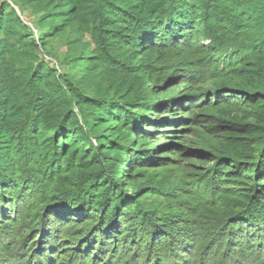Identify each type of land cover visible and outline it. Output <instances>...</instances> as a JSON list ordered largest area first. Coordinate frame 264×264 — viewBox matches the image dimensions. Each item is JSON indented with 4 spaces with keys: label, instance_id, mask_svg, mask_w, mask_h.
Returning a JSON list of instances; mask_svg holds the SVG:
<instances>
[{
    "label": "trees",
    "instance_id": "trees-1",
    "mask_svg": "<svg viewBox=\"0 0 264 264\" xmlns=\"http://www.w3.org/2000/svg\"><path fill=\"white\" fill-rule=\"evenodd\" d=\"M39 1L54 5L56 12L68 11L77 20L88 18L100 51L89 58L101 62L103 73L141 74L146 87L142 93L136 90L134 96L122 99L101 93V89L93 96L85 95L70 81L67 90L72 100L81 106L83 96L88 98L85 104H97L102 111L79 127L72 123L75 110L61 112L56 102L49 115L63 131L55 133L46 125L41 127L35 110L44 107L39 86L44 76L39 77L36 68L29 71L31 77L21 78L14 71V61L0 57V85H7L6 90L16 86L18 78L36 86L31 93L33 103L15 100L1 127L0 244L5 247L4 230L8 233L9 226L21 225L14 244L6 242L14 247L21 241L11 264H32L27 263V256L32 257L40 247L52 251L51 256L33 264H61L68 252L76 255L70 264H110L112 259L115 264H153L149 251L168 257V230L172 244L180 245L177 249L182 251L194 235L213 241L222 228L229 230L222 236L228 242L223 256L237 258L228 239L231 234L234 237L236 218L255 224L256 218L264 221V0H225L229 12L223 11L228 19L222 15L216 21L209 9L214 1L223 0ZM231 3L236 6L229 7ZM2 16L0 11V31ZM110 26L117 29L108 31ZM16 43L10 42L8 47L15 49ZM122 85L117 91L124 90L126 83ZM7 92L15 96L13 90ZM207 109L218 114L212 127L204 125L209 117L203 121L199 116ZM19 125L22 130L18 132ZM45 130L48 134L53 131L52 146L47 149L35 141ZM186 133L190 136L182 142ZM84 141H88L86 151L90 153L76 154L84 148ZM119 150L140 152L145 159L161 150L180 156L177 161H198L208 173L202 183L208 180L211 187L200 192L196 217L186 218L191 210L179 198L163 199L165 184L139 191L119 188L113 165ZM104 158L112 160L111 165L101 163ZM236 182L241 188L238 196L246 200L243 204L214 202ZM247 225L246 232L253 230V224ZM256 230L251 239L257 247ZM43 237L48 239L46 247ZM135 243L146 248L144 261ZM215 244L206 246L201 264H210ZM0 264L8 262L0 259Z\"/></svg>",
    "mask_w": 264,
    "mask_h": 264
},
{
    "label": "rangeland",
    "instance_id": "rangeland-1",
    "mask_svg": "<svg viewBox=\"0 0 264 264\" xmlns=\"http://www.w3.org/2000/svg\"><path fill=\"white\" fill-rule=\"evenodd\" d=\"M89 2H91V0H89L88 3ZM213 3L214 5L209 9L210 14L215 16L213 21H216V18L220 19L222 15H225L228 19V13L223 11L227 9L225 6L227 2L223 0L221 2L214 1ZM235 6L236 4L231 3L229 7L232 8ZM251 9L253 8L251 7ZM227 10L229 12V9ZM0 11L3 12L0 43H2L1 50H3L1 53H4L3 55L0 53V57L6 56L9 61L12 59L15 63L14 71L17 72V75L21 76V78L31 77L29 71L36 68L38 69V76H44L42 77L44 78V82H41L39 85L42 86V95L45 97V100L42 101L40 105H42V107L44 105V107L43 110L38 107L35 108L41 117L43 123L41 127L43 129L47 126L48 129H53L55 133L63 131L60 128L61 126L55 125V122L51 120L53 116L49 115V112L54 109V103L56 102L58 103L57 109L61 112L68 108L75 110V119L72 120V123H76V126L79 127L84 125L88 117L90 118L91 115L93 116L99 111H102V107L97 104V106L94 104H85V99L88 98H84L83 96L79 98L80 101L83 102L81 106L72 100L69 94L70 90H67V87L70 86L69 83L71 84L70 81H73L71 86L75 89H80L85 95L87 94L89 96H93L96 90L101 89V93L106 91L107 95L117 98H121L120 96H122L124 97L122 99H127V97L134 96L136 94L135 92L139 91L142 93L145 90L146 86L141 78V74L118 75L116 72L110 70L103 73L100 68L101 62L89 58L90 55H94L100 51H98L97 44L90 33V27L87 25L88 18L77 20L74 16L69 15L68 11L61 10V12H56L54 5H47L46 1L40 2L39 0H0ZM108 29V31H112L117 28H115V26H110ZM15 41H17L15 49L8 47V43H13ZM50 70L53 71L52 74L48 72ZM21 78H18L16 81V86L7 88V90L5 88L7 85H0V136L2 131L1 127L5 126V117L13 109L9 106H11L15 100H22L24 103L29 102L30 105L33 103L31 93L33 89L36 88L34 85L35 82L32 84L24 83V80ZM208 81H210V79ZM120 83L121 85L126 83L122 92L116 89L120 86ZM162 83H164V81ZM175 85H177V83L173 86ZM10 90L14 91V97L12 94H7V91ZM6 102L10 104H4ZM106 106V109L110 111L114 110L111 108L112 106ZM13 114L14 112L11 116H13ZM194 114L196 115L198 112L195 111ZM199 116L203 121L206 117H209L205 120L204 125L212 127L214 122H217L216 118L218 114L212 109H207L206 112L199 114ZM21 127L22 126L19 125L16 128L18 132L22 130ZM207 127H203V130L206 131ZM53 131L51 134H48L50 131L45 130L40 138L35 139V141L41 143L43 149L51 148ZM40 132H42V130ZM201 132V130L198 131L199 134H201ZM189 136L190 135L186 133L181 141L185 142V138ZM192 136L190 138H193ZM87 143L88 141H84V148L76 154L84 156V152L86 154L90 153V151H86L88 146ZM146 144V147H148L149 143ZM95 147L96 144L94 148ZM119 151V153H115L117 159H113L114 169L117 171L116 175L118 176L119 188L127 189V191H139L143 187L156 189L158 188L156 184H165V193L163 194L165 198L163 197V199H166V197L170 200L171 197L179 198L181 204L192 211L186 214V218L192 217L194 219L196 217L195 212L198 207L196 203H198V199L201 198L200 192L205 193V189L211 187L208 186V180H206L204 184L202 183L204 178H207L208 173L203 171L198 161L188 160L186 163V161H184L185 158L177 161L176 158H180V156L175 157L174 154H166V152H162L161 150L158 152L152 150L151 152H154L151 155L153 158H146L150 161L149 163L140 152L136 153L131 151L124 154L121 150ZM82 159H84V157ZM141 160L142 163L139 162ZM110 161L112 160L104 158L100 162H108L110 164ZM147 163H149V166L144 165ZM237 185V182L236 184H231L226 194H221L218 198L214 199V202H218L219 205L222 202V204L227 206L231 204V202L243 204L242 202L246 200L238 196L241 188ZM32 193L33 192H30L29 196L32 197ZM166 193L170 195H166ZM157 198L159 199V197ZM54 214L58 216L57 212H53V215ZM254 220L256 224L252 221L247 222L244 217L236 218L234 221L232 225V227H235L233 230L234 237L233 234H231V238H228L231 239L229 245L231 246L232 244V248L236 249L237 258L233 259L229 258L227 255L223 256L225 252L223 250H225V246L228 242L224 241L225 239H223L222 236H225L226 232L229 231L227 228L224 230L222 228L213 241L208 240L210 237H203V239H200L201 237L199 238V236L196 237L194 235L193 238L189 240L188 246H182V251L178 250L180 245L172 244L171 241H173V238L171 239V231L168 230L169 232L166 234L168 257L165 258L162 255L160 256L157 251H149L148 253L145 247L141 249V246L136 243L134 246L143 257L141 261L146 259L148 253V259L152 261L153 264L156 261H158L157 264H201V257L206 248L208 249L206 246H209L210 243H216L215 247L212 248V253L210 252L214 254L210 259L212 260L210 264H222L223 261H225L224 264H234L236 262L237 264H264V221L260 222L258 218ZM247 224H253L255 227L252 226L253 230L246 232L245 228H247ZM20 228L21 225L18 223L9 226L8 230L10 231L8 233L4 230L2 233L5 236L6 242L9 241L10 245H13L16 239L15 236L17 233L21 232ZM190 228H194V225ZM255 228L259 234L257 247L251 239ZM199 229L200 226L194 230L198 232ZM59 235V238L62 239V234ZM129 237L132 240L131 235H129ZM220 238L222 239L221 243ZM157 239L158 238H155L156 242ZM228 239L226 237V240ZM47 241L48 239L46 237L42 238V244L45 245ZM6 242L4 243L5 247L3 244H0V251L7 256L5 257L1 254L0 256H2V258L0 259L11 264L12 262L10 259L13 255H16V251L18 252L16 247L19 248L21 241L19 240L14 247H11ZM1 245H3L4 249L1 248ZM58 245L60 246L62 243L58 242ZM217 245L218 247H216ZM9 246L11 249L8 248ZM68 247H70V250L72 249L71 244H68ZM47 249L48 248H46V250ZM5 250L8 252H5ZM51 253L52 251L44 252L40 247L33 251L32 257L27 256L26 261L32 264L34 262H42V259L49 258ZM53 256L55 257V255ZM63 256L64 259L60 260L61 264H70L71 259L76 257V255L71 254V252L65 253ZM87 256L90 255L87 254ZM253 256L257 257L256 262H253ZM54 257H51V259L53 260ZM163 260H165L164 263ZM53 263H56V259ZM115 263L113 259L110 260V264Z\"/></svg>",
    "mask_w": 264,
    "mask_h": 264
}]
</instances>
